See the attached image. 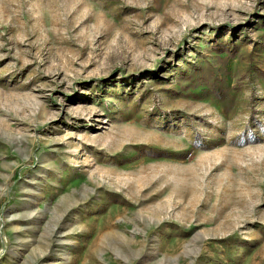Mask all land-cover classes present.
Masks as SVG:
<instances>
[{
    "label": "rangeland",
    "instance_id": "374dc122",
    "mask_svg": "<svg viewBox=\"0 0 264 264\" xmlns=\"http://www.w3.org/2000/svg\"><path fill=\"white\" fill-rule=\"evenodd\" d=\"M0 264H264V0H0Z\"/></svg>",
    "mask_w": 264,
    "mask_h": 264
}]
</instances>
